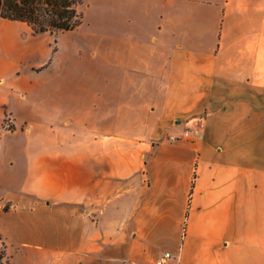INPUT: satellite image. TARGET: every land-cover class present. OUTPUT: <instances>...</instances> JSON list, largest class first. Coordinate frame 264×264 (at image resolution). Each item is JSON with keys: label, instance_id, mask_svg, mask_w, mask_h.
<instances>
[{"label": "crops", "instance_id": "crops-1", "mask_svg": "<svg viewBox=\"0 0 264 264\" xmlns=\"http://www.w3.org/2000/svg\"><path fill=\"white\" fill-rule=\"evenodd\" d=\"M26 26L0 19V108ZM35 52L11 84L25 143L2 176L4 262L264 264V0H108L95 68Z\"/></svg>", "mask_w": 264, "mask_h": 264}, {"label": "rangeland", "instance_id": "rangeland-1", "mask_svg": "<svg viewBox=\"0 0 264 264\" xmlns=\"http://www.w3.org/2000/svg\"><path fill=\"white\" fill-rule=\"evenodd\" d=\"M82 8L84 10L83 24L72 32L34 34L33 30L26 26L28 32L24 30L20 32V42L28 44V47L34 51L29 55L27 63L30 65L40 64L43 57L35 51L49 47L54 51L59 50L58 59H72L79 62L81 74H86L91 66L95 68L93 52L108 50V0H83ZM15 44L21 49H19L18 55L11 52V57H18L20 53L24 52L23 49L26 50L25 45L16 42ZM6 45V41L1 45L3 54H5L2 62H8L10 59V55L5 52ZM29 64L18 71L17 74L19 75L15 71H6L3 76L5 82L2 85L1 94L3 102L5 100L7 102L0 108V196L6 191L2 176L6 175L11 168L20 173L22 164H19V161L24 160L25 135L21 131L15 132L17 130L15 121L18 114L23 115L26 105L24 100L18 97L20 90L17 88L12 90L14 86L12 87L11 84L15 81V76L24 81V85L35 76ZM96 70L98 72L100 70L104 74L106 72L108 75V68L106 67L96 68ZM48 75H56V72L41 73L39 77H47ZM2 263L7 264L3 260Z\"/></svg>", "mask_w": 264, "mask_h": 264}, {"label": "trees", "instance_id": "trees-1", "mask_svg": "<svg viewBox=\"0 0 264 264\" xmlns=\"http://www.w3.org/2000/svg\"><path fill=\"white\" fill-rule=\"evenodd\" d=\"M82 7L83 0H0V19L26 23L34 34L67 33L83 24Z\"/></svg>", "mask_w": 264, "mask_h": 264}, {"label": "built area", "instance_id": "built-area-1", "mask_svg": "<svg viewBox=\"0 0 264 264\" xmlns=\"http://www.w3.org/2000/svg\"><path fill=\"white\" fill-rule=\"evenodd\" d=\"M192 133V129H186L180 136L172 135L168 138L169 141L176 142L181 139H188L190 138ZM173 258V255L169 252L164 253L157 261V264H170L171 260Z\"/></svg>", "mask_w": 264, "mask_h": 264}]
</instances>
